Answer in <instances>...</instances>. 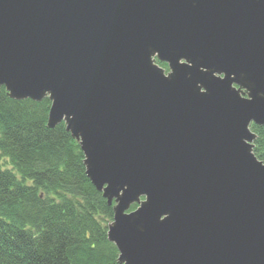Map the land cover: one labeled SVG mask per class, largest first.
<instances>
[{"label": "water", "instance_id": "95a60500", "mask_svg": "<svg viewBox=\"0 0 264 264\" xmlns=\"http://www.w3.org/2000/svg\"><path fill=\"white\" fill-rule=\"evenodd\" d=\"M1 86L79 142L119 263L264 264V0H0Z\"/></svg>", "mask_w": 264, "mask_h": 264}, {"label": "trees", "instance_id": "16d2710c", "mask_svg": "<svg viewBox=\"0 0 264 264\" xmlns=\"http://www.w3.org/2000/svg\"><path fill=\"white\" fill-rule=\"evenodd\" d=\"M50 104L0 87V157L9 164H0V264H121L107 237L112 205L88 179L64 123L47 126ZM252 130L264 160V127Z\"/></svg>", "mask_w": 264, "mask_h": 264}, {"label": "flooded vegetation", "instance_id": "af4514ba", "mask_svg": "<svg viewBox=\"0 0 264 264\" xmlns=\"http://www.w3.org/2000/svg\"><path fill=\"white\" fill-rule=\"evenodd\" d=\"M243 92H244V96H247L248 91H247L246 89H243ZM254 125H255V126L264 127V125H258V124H255L253 121L250 122L249 129H250L251 132L254 133V135H255V137H254L253 140L251 141V143H252V151H253V148L255 147V141H256V138H257V134H256V132H254V131L252 130V126H254ZM253 153H254V151H253ZM254 154H255V153H254ZM259 154L264 156V147L259 151ZM255 156H256V155H255ZM256 158H257L258 160H260L262 163H264V160L259 159L257 156H256Z\"/></svg>", "mask_w": 264, "mask_h": 264}, {"label": "rangeland", "instance_id": "374dc122", "mask_svg": "<svg viewBox=\"0 0 264 264\" xmlns=\"http://www.w3.org/2000/svg\"><path fill=\"white\" fill-rule=\"evenodd\" d=\"M160 63H162V62H159L158 65L161 66V67L165 70V72H168L169 69H168L167 64L164 63L165 66H163V65H160ZM0 164H1V166H2L3 168H4V167H9L8 162H6V161L3 159V157H0Z\"/></svg>", "mask_w": 264, "mask_h": 264}]
</instances>
